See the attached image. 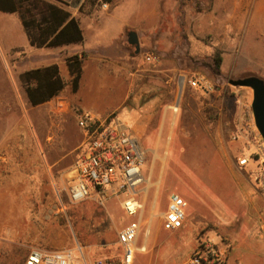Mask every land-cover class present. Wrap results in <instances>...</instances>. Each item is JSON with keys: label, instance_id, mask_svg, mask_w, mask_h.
Segmentation results:
<instances>
[{"label": "rangeland", "instance_id": "374dc122", "mask_svg": "<svg viewBox=\"0 0 264 264\" xmlns=\"http://www.w3.org/2000/svg\"><path fill=\"white\" fill-rule=\"evenodd\" d=\"M145 1L147 9L158 11L160 29L155 42L151 23L137 25L138 53L128 45L133 60L127 74L134 76L115 110L138 135L133 108L147 105L138 115L145 125L139 141L145 149L146 193H140L145 225L137 242L146 245L134 253L133 264H181L203 239L217 243L226 264H264V196L249 177L254 164L236 163L255 151V139L230 138L241 122L254 129L252 89L229 82L249 75L264 79V0H128L114 13L124 17ZM59 51L30 46L18 15L0 12V264H23L34 248H67L80 257L77 244L87 259L113 256L120 251L119 230L133 219L119 196L93 193L69 200L82 140L70 75L59 70L63 88L36 105L20 79L26 69L61 62L65 53ZM196 73L212 90L201 91L187 80L181 84V76ZM109 103L114 101L92 105ZM243 176L249 190L238 184ZM171 192L186 200L189 230L162 227Z\"/></svg>", "mask_w": 264, "mask_h": 264}, {"label": "built area", "instance_id": "2783aa9c", "mask_svg": "<svg viewBox=\"0 0 264 264\" xmlns=\"http://www.w3.org/2000/svg\"><path fill=\"white\" fill-rule=\"evenodd\" d=\"M106 7V3H103ZM154 57V56H153ZM150 55L146 56L149 60ZM194 88L207 92L213 86L202 74L196 73L187 78L181 76V84L186 81ZM251 118L254 129L248 130L247 124L240 123L231 134V140H237L240 135H250L255 140V151L237 158L239 168L249 163L254 167L249 170L256 189L264 196V139L255 127L252 110ZM76 123L82 132V140L78 146L77 158L72 167V182L67 189L71 202H78L91 194L119 196L124 212L133 217L117 234L120 251L113 256L87 259L83 247L77 244L80 257L72 249L43 250L31 249L25 256L23 264H133L134 253L144 251L146 241L138 245V238L144 221L142 210L145 178L142 164L145 159V149L141 146L138 136L131 127L111 111L104 115H96L88 111H80ZM247 141L249 138L245 137ZM251 142V141H250ZM186 200L177 192L168 196L165 210L161 214L162 227L176 230L182 227L185 219ZM153 213L150 215V220ZM143 236L147 233L143 230ZM181 264H226L224 251L209 239L201 240Z\"/></svg>", "mask_w": 264, "mask_h": 264}, {"label": "crops", "instance_id": "0c3cea01", "mask_svg": "<svg viewBox=\"0 0 264 264\" xmlns=\"http://www.w3.org/2000/svg\"><path fill=\"white\" fill-rule=\"evenodd\" d=\"M125 2H128V0H113L112 2L106 3V7L100 5V8L89 14L79 11L78 8H71L68 5H64V7L77 18L82 30L83 40L79 43H70L54 47V49L60 50L59 53H65L61 62L54 61V63H57L59 70L63 69L66 74L70 75L65 57L70 54L81 53V51L87 52V55L82 58L81 77L78 87L76 91H74L78 99L80 111L104 115L109 111H115L127 98L131 80L134 76L133 72H129L130 75L127 74L130 70L128 64L133 60V55L128 53L130 48L127 42V31L134 30L138 35L139 30L137 25L149 22L151 23V28L157 29L152 36L156 42L158 36L156 33H158L160 29L158 25L159 13L156 8L152 7L147 9L146 4L149 2L145 1L141 4L143 6L136 8L128 15L117 17L114 13L115 8ZM152 5L154 6L155 2L152 1ZM109 6L111 7L109 8ZM113 21H118V23L113 26L111 25ZM155 42L152 44L153 48L157 47V43ZM66 51L70 52L67 53ZM153 58H155V56ZM161 62L160 60L157 63L159 70ZM125 75L127 77H125ZM103 101H114V103H109L110 106H104L102 108L96 106V104L92 105V103H101ZM146 106V104H142L139 107L137 103V107L133 108V111L136 112L138 121L136 132L138 134V139L145 133V125L139 124L142 121V118L139 116L141 115L140 110H145ZM143 117H149V115L144 114ZM237 181L244 190L250 189L249 182L245 176L237 179ZM152 213L153 206L151 207L150 215ZM190 217L191 216L187 215L188 220H185V222L183 221L184 225L182 226H184L185 230H189L191 225V221L189 220Z\"/></svg>", "mask_w": 264, "mask_h": 264}, {"label": "trees", "instance_id": "16d2710c", "mask_svg": "<svg viewBox=\"0 0 264 264\" xmlns=\"http://www.w3.org/2000/svg\"><path fill=\"white\" fill-rule=\"evenodd\" d=\"M113 0H0V12L16 13L22 29L31 46L56 47L79 43L83 40L82 30L77 18L64 7L78 8L89 14L101 3ZM86 51L65 57L70 74V83L76 91L81 77L82 58ZM26 94L32 105L45 102L57 95L64 81L56 63L26 69L20 74Z\"/></svg>", "mask_w": 264, "mask_h": 264}, {"label": "water", "instance_id": "95a60500", "mask_svg": "<svg viewBox=\"0 0 264 264\" xmlns=\"http://www.w3.org/2000/svg\"><path fill=\"white\" fill-rule=\"evenodd\" d=\"M127 42L134 46V53L139 51V41L136 31H127ZM229 82L237 86H247L252 89L251 110L255 127L264 139V79L256 75L229 79Z\"/></svg>", "mask_w": 264, "mask_h": 264}, {"label": "bare ground", "instance_id": "6f19581e", "mask_svg": "<svg viewBox=\"0 0 264 264\" xmlns=\"http://www.w3.org/2000/svg\"><path fill=\"white\" fill-rule=\"evenodd\" d=\"M147 180V179H146ZM147 182H148V180H147ZM149 183V182H148ZM146 233H148V228H147V230H146ZM149 234V233H148Z\"/></svg>", "mask_w": 264, "mask_h": 264}]
</instances>
